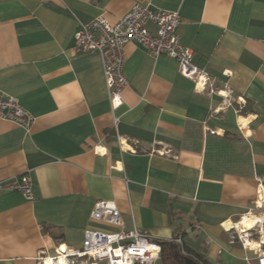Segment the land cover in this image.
<instances>
[{"label": "crops", "instance_id": "crops-1", "mask_svg": "<svg viewBox=\"0 0 264 264\" xmlns=\"http://www.w3.org/2000/svg\"><path fill=\"white\" fill-rule=\"evenodd\" d=\"M141 1L180 11L182 44L235 100L128 43L114 110L101 56L71 48L81 23L114 22L134 0H0V92L35 116L30 130L0 118V183L28 173L35 196L0 187V264H41L60 244L81 248L88 228L117 230L92 219L98 200L153 240L181 234L213 264L254 257L225 223L256 212L264 192V0Z\"/></svg>", "mask_w": 264, "mask_h": 264}, {"label": "built area", "instance_id": "built-area-1", "mask_svg": "<svg viewBox=\"0 0 264 264\" xmlns=\"http://www.w3.org/2000/svg\"><path fill=\"white\" fill-rule=\"evenodd\" d=\"M181 20L179 10L156 9L149 3L134 0L129 10L114 22L102 13L90 22L81 23L71 49L76 53L91 52L101 56L109 99L114 110L124 104L123 93L129 86L124 71L125 46L128 43L143 46L155 57L166 54L176 59L179 72L195 83L196 90L218 94L224 98L226 106L232 105L235 98L231 92L224 88H215L209 74L194 63V50L182 44L178 33ZM150 25H154L155 29H151ZM236 100L239 103L245 102L243 97ZM0 118L13 121L27 130L35 122V116L17 98L3 92H0ZM207 131L212 134L217 132L211 128H207ZM126 144L127 140H121L122 148ZM131 150L136 152L134 147ZM160 153L164 155L167 151L161 150ZM0 187L20 191L28 199L35 198L34 181L28 173L1 182ZM254 211L264 212L258 206ZM256 212H248L251 218H256L252 219L255 224L253 227L244 230L238 226L245 216L243 215L231 228H224L229 229L228 231L235 230L237 240L243 248L253 252V258H246L250 264H264V213L260 215ZM91 217L118 229L101 231L88 228L84 231L81 248L60 244L56 248V254L43 257L41 264H46L49 259L54 263L63 260L65 264H155L160 260V244L141 227H125L121 210L115 200L96 201ZM177 242L183 244L182 238H178ZM231 242H235V239Z\"/></svg>", "mask_w": 264, "mask_h": 264}, {"label": "trees", "instance_id": "trees-1", "mask_svg": "<svg viewBox=\"0 0 264 264\" xmlns=\"http://www.w3.org/2000/svg\"><path fill=\"white\" fill-rule=\"evenodd\" d=\"M181 234L175 235L172 239L154 240L161 246L160 264H213L203 252H200L185 240L183 244L177 242Z\"/></svg>", "mask_w": 264, "mask_h": 264}, {"label": "bare ground", "instance_id": "bare-ground-1", "mask_svg": "<svg viewBox=\"0 0 264 264\" xmlns=\"http://www.w3.org/2000/svg\"><path fill=\"white\" fill-rule=\"evenodd\" d=\"M259 207L262 208V209H264V192H263V191H262V201H261V204L259 203ZM257 217H259V216H257ZM252 219L254 220V219H256V218H251L249 214H246V215L244 216V218L242 219V221L239 222L238 226H239L240 228H244V230L247 229V228H249V225H251V227H253L255 224H253V220H252ZM246 221H247V222H246ZM257 222H259V220H258ZM232 224H233V223H231V222H226V223H225V225H226L228 228H231V227H232ZM251 227H250V228H251ZM244 230H243V231H244ZM64 248H65V246H64ZM46 264H65V262L62 260V261H60V262L54 263V262H52V261L49 259V260L46 261Z\"/></svg>", "mask_w": 264, "mask_h": 264}, {"label": "rangeland", "instance_id": "rangeland-1", "mask_svg": "<svg viewBox=\"0 0 264 264\" xmlns=\"http://www.w3.org/2000/svg\"><path fill=\"white\" fill-rule=\"evenodd\" d=\"M257 214H261L262 212H256ZM160 263V260L158 261Z\"/></svg>", "mask_w": 264, "mask_h": 264}, {"label": "snow or ice", "instance_id": "snow-or-ice-1", "mask_svg": "<svg viewBox=\"0 0 264 264\" xmlns=\"http://www.w3.org/2000/svg\"><path fill=\"white\" fill-rule=\"evenodd\" d=\"M245 122H246V121H245ZM249 227H251V225H249ZM61 247H63V245H62Z\"/></svg>", "mask_w": 264, "mask_h": 264}, {"label": "clouds", "instance_id": "clouds-1", "mask_svg": "<svg viewBox=\"0 0 264 264\" xmlns=\"http://www.w3.org/2000/svg\"><path fill=\"white\" fill-rule=\"evenodd\" d=\"M247 222V221H246Z\"/></svg>", "mask_w": 264, "mask_h": 264}]
</instances>
